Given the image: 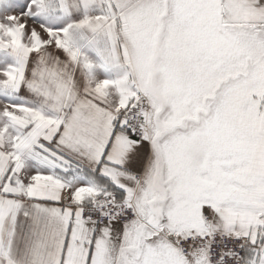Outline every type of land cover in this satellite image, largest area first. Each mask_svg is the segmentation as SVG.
Segmentation results:
<instances>
[{"label": "snow or ice", "instance_id": "snow-or-ice-1", "mask_svg": "<svg viewBox=\"0 0 264 264\" xmlns=\"http://www.w3.org/2000/svg\"><path fill=\"white\" fill-rule=\"evenodd\" d=\"M0 264H264V0H0Z\"/></svg>", "mask_w": 264, "mask_h": 264}]
</instances>
